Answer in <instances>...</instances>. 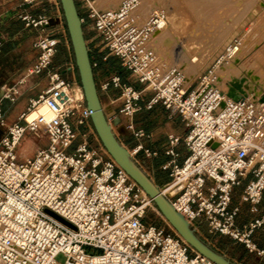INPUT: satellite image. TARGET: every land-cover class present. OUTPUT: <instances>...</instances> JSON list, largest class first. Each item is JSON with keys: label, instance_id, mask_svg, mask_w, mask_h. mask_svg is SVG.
Returning a JSON list of instances; mask_svg holds the SVG:
<instances>
[{"label": "built area", "instance_id": "built-area-1", "mask_svg": "<svg viewBox=\"0 0 264 264\" xmlns=\"http://www.w3.org/2000/svg\"><path fill=\"white\" fill-rule=\"evenodd\" d=\"M139 1L101 9L94 0H74L82 24L98 38L94 45L106 49L102 61L117 57L132 81L109 72L95 81L98 95L109 88L119 91L118 112L134 137L144 135L133 124L143 107L160 104L176 113L188 131L183 137L167 135L163 154L168 160L162 168L170 179L159 186L161 193L200 236L204 225L209 234L227 236L264 260V243H259L264 236V102L229 98L218 79L240 40L224 47L194 87H185L184 75L159 64L152 45L167 13L158 9L141 23L135 14ZM19 18L38 31L37 55L18 82L1 86L0 264H215L177 233L146 220L153 202L99 142L81 87L64 77L73 70V59L53 65L59 44L68 48L69 43L62 12ZM2 46L0 39V52ZM90 61L92 69L99 66L94 55ZM41 74L46 85L7 125L4 101L16 102L25 78ZM26 136L37 143L31 156L21 155ZM180 142L188 154L179 164ZM139 150L156 154L141 144ZM245 204L251 218L240 223ZM59 253L65 256L62 263L55 259Z\"/></svg>", "mask_w": 264, "mask_h": 264}, {"label": "rangeland", "instance_id": "rangeland-1", "mask_svg": "<svg viewBox=\"0 0 264 264\" xmlns=\"http://www.w3.org/2000/svg\"><path fill=\"white\" fill-rule=\"evenodd\" d=\"M121 1L94 0V5L101 9L114 8ZM140 3L145 14L152 9L155 11L162 9L167 13V24L160 31L161 33H158L155 42L158 60L165 68L175 67L179 69L184 75L185 87H194L202 72L234 39L240 40L241 45L238 47V52L242 51V54L238 59L240 61L237 63V67L231 69L229 65L232 61H236L233 58L220 69L219 75L223 83H221L222 86L231 77H240L245 74L256 76V81L258 80L264 86L263 0H140ZM84 36L86 38L87 34L84 33ZM88 38H92V45L98 43V38L89 27ZM94 46L88 47L93 50L98 48L106 53V49L102 45L95 46V48ZM109 57L115 62V67H111L109 64L100 66V72L103 76L109 72H117L116 66H118L124 81L131 83L128 72L121 66L119 59L115 56ZM69 58L73 59L70 42L67 48L62 41L57 47L53 65L58 66ZM64 77L67 79L74 78L76 85L80 86L75 64L72 71L64 72ZM133 85L137 88L142 87L136 82H133ZM77 92H79L78 87ZM261 92H264V87L256 90L250 97L256 99ZM13 109L11 108L9 112ZM6 115L5 122L6 120H13V114L7 113ZM91 136L94 134L92 133ZM36 144L35 140L26 136L22 143L21 155H33ZM146 220L164 227L168 233H176L154 206L148 210ZM202 238L237 264H259L261 261L256 254L246 251L242 245L235 243L227 236L208 234ZM55 259L62 263L65 256L59 253ZM261 263L264 264L263 261Z\"/></svg>", "mask_w": 264, "mask_h": 264}, {"label": "crops", "instance_id": "crops-1", "mask_svg": "<svg viewBox=\"0 0 264 264\" xmlns=\"http://www.w3.org/2000/svg\"><path fill=\"white\" fill-rule=\"evenodd\" d=\"M58 11L62 12L58 0H38L31 4L24 3L23 0H0V39L3 41L0 52V94L2 85L16 83L25 75L26 69L34 62L37 55V50L33 46V43L38 35V31L25 27L19 15L22 13H30L32 15L45 13L54 16ZM86 34V43L92 47V38H88V32ZM104 64L107 65L106 63ZM93 73L95 81L104 77L100 72V64L97 68L93 69ZM45 85L46 78L44 74L25 78V81L19 86L21 95L16 102L10 104L4 101L3 103L5 118H7V113L14 115L13 120H6L7 125L17 119L18 114L27 106L28 99L35 97ZM118 95L119 91L113 88L99 93L103 111L112 131L119 141L130 151L144 172L158 186H162L170 179L169 170L162 168V164L168 160V157L163 154V146L167 135L173 133L183 137L186 135L188 128L176 113L164 108L160 104H154L150 108L143 107L141 111L134 114V127L142 129L144 132V135L141 137H134L131 131L125 128V120L118 112L120 102ZM11 108L14 109L9 112ZM1 131H5V128H1ZM139 144L152 152H156V154L146 155L142 150L135 152ZM177 150L179 152L178 163L180 164L188 154V150L182 142L178 144ZM236 199L237 191L234 194L232 204H235ZM241 212L239 222H247L251 218V215L246 204L243 205ZM208 234L206 227L203 225L201 237ZM259 243L260 245L264 243V236L262 234L259 235ZM262 261L264 262L261 259L259 264H263L261 263Z\"/></svg>", "mask_w": 264, "mask_h": 264}, {"label": "water", "instance_id": "water-1", "mask_svg": "<svg viewBox=\"0 0 264 264\" xmlns=\"http://www.w3.org/2000/svg\"><path fill=\"white\" fill-rule=\"evenodd\" d=\"M65 22L72 50L79 84L86 107L90 111V121L101 144L114 161L141 187L154 204V207L170 224L175 232L196 252L215 264H237L206 242L190 226L186 218L175 210L172 203L161 193L159 186L144 172L130 151L119 141L105 116L98 95L89 48L85 40L83 24L74 0H58ZM225 94L234 100L248 97L239 80L231 79L225 83ZM256 98L264 102V92ZM55 219L68 224L63 218L46 209Z\"/></svg>", "mask_w": 264, "mask_h": 264}, {"label": "bare ground", "instance_id": "bare-ground-1", "mask_svg": "<svg viewBox=\"0 0 264 264\" xmlns=\"http://www.w3.org/2000/svg\"><path fill=\"white\" fill-rule=\"evenodd\" d=\"M263 2H264V0H263ZM120 4V3H119ZM118 4V5H119ZM117 5V6H118ZM116 6V7H117ZM258 6V5H257ZM259 7V6H258ZM115 8V7H114ZM154 9H152L151 11H149L147 14H145L144 13V10L142 9V4L140 3V1H139V5H138V7L136 8V10H135V14H138L139 16H140V19H141V23H144L146 20H147V18H148V16L151 14V13H153V12H155V10L153 11ZM157 11V10H156ZM150 13V14H149ZM147 15V16H146ZM167 24V23H166ZM160 31H162V29L161 30H159L158 31V33H161ZM157 36H158V34L156 35V37L153 39V42H152V45H153V47H154V49H155V52H156V54H157V50H156V47H155V42H156V38H157ZM238 50H239V48L238 47H236L235 49H233L231 52H230V58H229V60L231 61L233 58H235V59H233V60H236V61H232V63L231 64H229L230 66H231V69L234 67H237L238 66V64L237 63H239V61L240 60H238L239 59V57H240V55L242 54V51H239L238 52ZM157 57H158V55H157ZM228 60V61H229ZM227 61V62H228ZM158 62H159V64H160V61L158 60ZM226 62V63H227ZM225 64V63H224ZM223 64V65H224ZM223 65H221L220 66V68H219V71H220V69L222 68V66ZM230 66H228V67H230ZM228 67H227V69H228ZM173 68H175V67H173ZM177 69V68H176ZM179 70V69H178ZM180 71V70H179ZM230 71V70H229ZM218 75H219V73H218ZM218 79H219V85L222 83L221 82V77H220V75L218 76ZM231 79H236V80H239L240 81V84L242 85V89H243V91H244V93H247V95H248V97H250L253 93H255L256 92V90H259V89H262V87H264L263 86V84L261 83V82H259L258 80L256 81V76H253V75H249V74H245V75H242V76H240V77H235V76H233V77H231ZM230 79V80H231ZM230 80H227V81H230ZM184 83H185V79H184ZM223 84V83H222ZM222 84L220 85V86H222ZM184 86H185V84H184ZM225 88H226V86H225V84H224V86H222V89H224L225 90ZM82 91V90H81ZM79 93L80 92H77V94L79 95ZM257 94H258V92H257ZM253 96H255V95H253ZM252 97V96H251ZM40 110L42 111V112H47V109H46V107L45 106H42L41 108H40ZM170 225V224H169ZM171 227V226H170Z\"/></svg>", "mask_w": 264, "mask_h": 264}, {"label": "trees", "instance_id": "trees-1", "mask_svg": "<svg viewBox=\"0 0 264 264\" xmlns=\"http://www.w3.org/2000/svg\"><path fill=\"white\" fill-rule=\"evenodd\" d=\"M86 27L88 28V25L83 24L84 33L88 32V29ZM103 54H104V50H100L98 48H95L93 51H89L90 58L92 55H94L99 60L100 66H102V65H104V63H106L107 65L109 64L111 67H115V62L113 61V59L111 57H109L106 61H102L101 58H102ZM116 70L120 74L122 79L124 80V77L121 73V69L118 66H116Z\"/></svg>", "mask_w": 264, "mask_h": 264}]
</instances>
